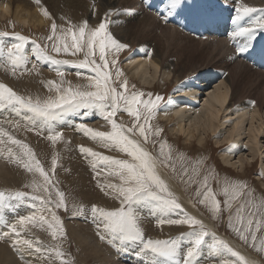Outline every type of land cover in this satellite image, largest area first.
<instances>
[{"label": "snow or ice", "instance_id": "6c2138e0", "mask_svg": "<svg viewBox=\"0 0 264 264\" xmlns=\"http://www.w3.org/2000/svg\"><path fill=\"white\" fill-rule=\"evenodd\" d=\"M35 3L40 5L41 0H35ZM182 3L183 0H167V14H173ZM235 11L234 23L249 14L264 13V8L258 9L240 3ZM43 15L51 18L46 8L43 9ZM73 27L77 30L74 31ZM257 28L264 31V16L257 19L254 26L239 27L234 36H247L251 39L255 36ZM58 29L59 35H57ZM8 35L6 32H0V37ZM13 36L16 42L11 44L0 40V65L10 66L13 74L22 68L27 71L37 70L36 64L32 65L31 70L27 69L30 60L25 46L30 38L20 33H13ZM47 40L52 41L51 52L56 55L48 52V45L41 46L36 41H31L33 45L31 54L35 60L50 64L61 78L64 75L60 71L62 65L76 68L77 75H83L79 70L87 69L90 73L87 77L89 83L83 87L77 85L75 88L72 86L61 88L55 81H47L48 90L51 92L55 89L57 94L55 97L48 96L43 99L39 96L33 98L19 95L7 84L0 83V109L11 108L18 116L22 115L28 130L34 129L39 135L47 133L45 139L53 146L62 139V133L57 130L58 123L69 116L87 118L93 112H99L111 125L110 131L95 130L83 122L77 126L85 136L108 148L109 151L114 150L124 154V158H117L104 155L89 147H79L80 153L85 158H93L90 164L94 179L97 180V187L109 197L119 201L118 206L110 209L96 204L90 206L91 218L96 225L99 238L107 240L110 245L117 247V250L128 249L134 245L138 257L148 256L154 264H200L199 258L205 245L213 252L226 250L237 258L233 264H254L238 250H234L228 242L217 237L215 232L209 231L202 219H198L182 206L172 190L170 177L165 175V170H171L173 176L176 174L173 150L169 146L168 151L165 152L167 141H160V147L157 149V141L150 139L149 135L159 137L163 132L160 128H156L153 132L149 123L158 111L162 97L155 95L153 99L151 92L146 94L143 91H135V84L130 85L127 79H122L124 74L117 66L115 54L128 45L114 37L106 22H101L96 27H89L85 21L78 26L60 28L53 21L51 35ZM238 51L241 53L248 51V45L240 47ZM62 53L71 56L82 54L83 58L77 60L56 58ZM118 113H126L132 117V125L126 127L118 123L116 119ZM3 136H7L11 144L18 146L20 154L16 157V162L28 173H39L43 180L40 182L34 175L31 184L24 186L31 188V193L23 190L0 191V225L9 229L8 232L0 233V238L14 234L13 247L26 246L25 250L30 254L39 253L41 247L34 246L32 240L22 239L17 225L39 221L42 226L47 224L53 238L58 234L66 238L62 221L56 213L58 209L68 211L65 194L56 188L58 181L54 180L57 156L53 155L51 169L46 171L28 144L15 139L0 127V143H4ZM149 145L152 147L149 148ZM8 153L9 156L13 155L11 148L8 149ZM177 156L181 160L185 159L183 153H177ZM184 175H187V169L181 177ZM101 177L103 179H100ZM207 180L208 177L205 176L203 189H197V195L203 197L198 203L204 204L211 200L214 216H218L223 210L228 211L229 228L237 238L246 245L251 241L250 246L253 247L259 239L261 246L256 250L264 252V193L257 194L254 188L243 181H233L230 187L226 186L222 189L225 208L221 209V202L216 200ZM238 197L254 205L256 211L246 216L247 205L239 204L235 209V223H233V201ZM257 200H259L258 204L255 203ZM29 201L36 212L19 217L17 223H9L5 216L6 211L15 213L20 205ZM145 209L157 217L158 225H189L190 230L180 233L175 238H146L141 227L144 218L142 213ZM74 211L84 214L82 207ZM45 212L51 220L39 215ZM173 215L177 218H172ZM258 232L262 233L260 237L257 236ZM206 237H211V243H207ZM17 250L20 251V248L17 247ZM56 256L60 257L62 253L56 251ZM64 264L69 262L64 261ZM224 264L229 262L224 261Z\"/></svg>", "mask_w": 264, "mask_h": 264}, {"label": "rangeland", "instance_id": "374dc122", "mask_svg": "<svg viewBox=\"0 0 264 264\" xmlns=\"http://www.w3.org/2000/svg\"><path fill=\"white\" fill-rule=\"evenodd\" d=\"M73 4L74 3L69 5L70 8L67 7V9H63L62 11L63 13L61 12L62 14L61 13L54 14L50 22L48 21L47 23L48 25H45L44 28H40L41 30H39V27L33 28L31 27V25L29 26L27 24L26 26H23V28L21 29L19 27L18 30L16 28V20H13L14 18L10 14L9 15L10 17L8 18V20H6L5 23L3 22L4 20L2 21L3 25L2 27L0 26L1 27L0 32H2L3 30L9 31L10 32L9 36H12L11 41L13 40L15 41L13 33H20L22 35L29 37L30 38L29 42L36 41L37 43L39 42L41 46L48 45L49 47L47 50H49L48 52L52 55L53 54L56 55V54L51 52L52 41L47 40V37L51 35V24L53 21H55L57 25L60 26V28L78 26L79 24L85 21H87L89 27H96L99 25L98 24L99 22L100 23L106 22L109 25L108 26L109 30L113 33L114 37L118 38V36L112 31L110 26L111 22L107 16L104 15L102 16V19H99L96 22H94L92 19L88 18L85 11L80 10V7H77V5L76 7H74L75 5L73 6ZM119 4L121 5L122 3H118V5ZM128 4L131 5L127 9L128 12L132 11L133 9H138L140 14V15L134 14L133 15L134 17L131 16L130 14H127L128 19L132 18L129 21L130 24H133L132 26H134V24H139L138 22L141 21L143 18H145L144 12L145 15L147 14L146 16L149 19L151 18L152 22L155 21L153 20L155 17L153 11L148 7L147 3H145L144 1L141 2V5H137L135 0H129ZM71 6L73 7V10ZM135 17L138 18L135 19ZM157 18H159V16ZM171 19L172 18H169V22ZM229 21H231V15L228 14L226 15V22L228 23ZM241 22H243V18H241ZM249 22L250 24L254 25V22L251 19L249 20ZM157 24L160 25V23ZM154 27L155 28L151 26L152 29L150 28V31H148L150 32L148 33V36H150V38L148 37V40L152 42L155 41L154 43L158 44V46L161 44L159 47L163 48L164 39L159 33L160 26H156L154 24ZM73 30L76 31L77 28L73 27ZM186 31L188 32V34L187 33L185 34L188 35L189 38L188 39H186V37L182 38L183 41L182 40L181 41L183 42L182 43L183 45L175 42L174 45L177 43L178 47L177 44L175 45V47H173L174 46L173 44H168L171 46L169 47L170 49L168 50L169 52H171L170 53L171 57L169 55L170 59H172L173 63L177 65L176 66L177 68L179 67L182 70L181 73L182 75H180L182 77L181 80L185 79V77L187 78L189 74H191V72H196L199 70H210L207 68L209 66L220 67V71L217 70V68H215L214 70L215 71L217 70V72L225 74V66L223 62H231L230 66L232 68L230 69L229 76L231 79V86L235 92L234 100L235 101L246 100L248 102H254L256 105L262 107L261 113L262 115H264V79L262 81V79H260V76L258 77L255 74L256 72L253 73L250 72L252 75L254 74V78H256V80L252 78H248L244 74H240V71L236 69L238 63L236 60L223 61L221 59L219 60L220 57L218 58L217 55H215L214 57L213 53L215 54V52H213L211 48H205V44L206 42L208 43L209 41L220 42V36H218L217 34L216 35L207 34L204 37V35H199L198 33H196L197 35H195L193 31L189 32V29H186ZM155 32L156 34H154ZM259 32L262 33L264 31L259 30ZM59 34L60 31L58 29L57 35ZM199 36H203V37L198 38ZM228 36L229 35L227 33L223 35V39L224 37L225 39L222 42H226V45L228 44L229 41L228 39H230V36L229 37ZM158 37L162 39H159ZM70 39L71 37L69 36V42ZM118 39L122 43L125 42V44L128 45L127 48L115 54V58L117 59V66L124 74L122 79H127L130 85L135 84L136 85V88L134 89L135 91H143L146 94L151 92L153 93V99L155 95H159L160 97H162V100L159 102L158 105V111H156L154 117L149 121V123L152 127L153 132L155 131L156 128L163 129V132L160 134L159 137L151 134L149 135H150V139L157 141L156 144L157 149H159L160 147V141H167V144L165 145L164 148L165 152L168 151L169 146L173 150V163L175 164L176 174L175 176H173L171 170L169 171L167 169V171H169L168 173L171 175L173 179H175V181L177 180L176 182L180 185L184 194L186 193L188 195L187 196L185 194L186 198L193 202L191 203L193 206V210L195 209V211L198 214L194 216H196L198 219H202L209 231H211L210 229L211 225H209L208 220L212 223L213 228H216V230L220 233V235L227 234L233 239L239 240L236 234L232 231V229L229 228V212L223 210L218 216H214L212 212L213 205L211 200L206 201L204 204L198 203V200L203 199V197L197 195V189H201V190L203 189L204 177L207 176L208 177L207 183L209 187L212 189L213 193L215 194L216 200L221 202V209L225 208V205L223 203L225 200V196L222 193V189L226 186L230 187L233 181L236 180L243 181L249 187L254 188L257 194L264 193V185L261 183L262 181L259 179L261 175H263L261 163L264 154L263 155L261 154L259 157L257 156L256 159L251 161L250 163H246V165H244L243 167V170H240L239 164L232 166V165H227L223 162L222 157L220 156V151L224 146H219L215 144L212 135L207 137L208 145L203 150L200 149V146L195 141L193 142V145L189 147L188 146L189 143L185 144L184 138L182 136H180V138L174 137L172 133L169 132V123L167 124L165 121H163V119H161V117L159 116V111L164 104H167L168 96L174 90L175 86L177 85V81L169 80L168 82H170V84L167 82L166 84L163 85L162 83H159V82H163V80L161 81L162 79L161 76L160 81L157 82V85L155 86L156 88L154 89L145 88L141 86L138 83V81L132 76L131 72L129 71V69H127L126 65L124 64V62H126L125 60L128 57V53L134 50L133 46L135 47L134 43L136 41L133 42L130 39L129 40L127 39L122 40L120 38ZM237 39L239 40V36H237ZM196 40L199 42H197ZM11 41L9 44L14 43V41L13 42ZM240 43H241V47H244L247 44L246 41L244 42L240 41ZM174 50H176L177 52ZM166 51L167 49L163 51V54L165 53V56L167 55ZM172 52H176V53L174 54ZM243 53H244L243 55L247 54L245 52ZM56 58L77 60V59H82L83 56L82 54H78L77 56H71L62 53ZM109 59H111V57H109ZM29 60H30V64L27 65V69L31 70L32 64H36L37 70L27 71L22 68L16 71L15 74H13L10 66L0 65V83L7 84L19 95L32 96L33 98L39 96L41 99L46 98L48 96L55 97L57 94L55 92V89H53L51 92L48 90V87H46L47 81L50 80L55 81L56 84L60 85L61 88H68L69 86L75 88V86L77 85L83 87L89 83L87 77L90 73L89 70L87 69L79 70L81 73H83V75H77L78 70L76 68L70 65H62L60 67V71H62L64 75L63 78H61L60 76L57 75L56 70L50 64L47 63L42 64L43 62L41 63L36 61L32 55H29ZM178 60L180 61L179 64H177ZM237 72L239 74H237ZM43 73L45 76L42 75ZM259 80H261L262 82H259ZM215 82L216 84H219V82L217 81ZM222 84L224 83H220V85ZM208 88L206 89L208 90ZM208 91H210V89ZM0 111H1L0 127H2L6 132H8L9 135L13 136L15 139H19L22 142L28 144V146L33 150L37 159L40 161L41 165L45 168L46 171L51 169V160L53 158V155L56 154L57 165L55 168L54 180L58 181V183H56V188L64 192L65 202L68 208V211H65L64 209L56 210L57 215L62 221V226L63 229L65 230L66 238L65 236H60L59 234L56 238H53L51 236V229H48L47 224H44L42 226L39 221L29 222L26 223L25 225H17L18 231H20L21 234V238L32 240L34 246L41 247V251L39 253L30 254L29 251L25 250L26 246H17L21 248L20 251H18L17 247H13L12 241L15 238L13 234L12 236H9L7 238H0V249H2L0 250V256H2L3 253L6 252L11 254L10 256H14L13 264H26V263L27 264H64V261H68L69 264H118L117 263L118 261H122V264L123 263L139 264L143 262L146 263V260L149 258L146 259V256H143L142 258L138 257L135 254V250H137L135 249V247L130 246L128 249L121 248L120 250H117V247L110 245L107 242V240L100 239L98 237L99 234L96 225L95 223H93L92 218H90L91 217L90 206L92 204H96L97 206L110 209L113 206H118L119 201L104 194L105 192L101 191L100 188L97 187V180L94 179V172L89 162L93 158L91 157L85 158L80 153L78 147L84 145V147L92 148L94 151H97L104 155H112L117 158H124V154H121L114 150L109 151L108 148H105L103 145L95 141H92V139L88 136L86 137L83 136V138L76 137L80 132L77 129V125H79L82 122L85 123L88 127H91L95 130L96 129L99 131L111 130V125L103 119V117L99 114V112H93V114H90L89 117L87 118L69 116L64 121L59 122L58 123L59 127H57V130L63 133L64 135L62 134V139L58 141L55 144V146H53L51 143H49L50 141H47L45 139L47 133H44L43 135H39L34 129L31 131L28 130V127L22 115L18 116L15 112L11 110V108L1 109ZM7 116L9 117V119ZM116 119L118 123H122L126 127L131 126L133 122V118L128 116L126 113L125 114L118 113ZM262 138L263 139L261 140V142L263 143L264 137ZM2 139L4 143H0V173H1L0 184H2L3 187L0 188V191L23 190L31 193L32 189L24 186L27 184H31L34 175L35 178L40 182H42L43 178L39 176V173H35V174L28 173L20 164H18L16 162V157L20 154V150L18 146L11 144L10 141H6L8 140L7 136H3ZM247 141L248 140H244L245 143ZM150 146L152 147V145H149L148 147L151 148ZM9 148L12 149V153H13L12 156H9V153L7 152ZM240 150H239V155L244 154L245 157L251 158V153L247 146L246 147L244 146L243 149ZM177 153H183V154L185 153L184 154L185 159L183 160L179 159ZM235 160H238V156L233 159V161ZM185 169H187V175L181 177V174L184 172ZM100 179L103 178L101 177ZM109 179L112 178L109 177ZM225 181H227L228 183L226 184ZM97 191L100 193H98ZM179 202H181L180 199ZM241 203L247 205V210L245 213L246 216L249 213L256 211V207L254 205L248 204V202L245 199L238 197L236 200L233 201V212H232L233 223H235V209L239 207V204ZM255 203L258 204L259 200H257ZM81 207L84 209L83 215L79 214V212L74 211L75 209ZM144 211L142 213V215L144 213L145 214L143 215L144 218L142 220L141 227L145 232L146 238H154V239L175 238L178 235H180V233H184L190 230L189 225H168V224L158 225L156 216H153L147 209H145ZM34 212H36V209L31 206V202L29 201L26 204L20 205L15 213L11 211H6L5 216L9 223H17L19 217L28 216L33 214ZM39 215H44L47 220H51V217L46 212L39 213ZM172 218H177V217L173 215ZM166 227H172L171 231L166 230ZM73 229L81 231L85 237L88 236L87 237L88 241L93 246L99 248L100 251L101 250L103 251V252L101 251V255L99 256L93 255L90 251H87V248L84 251L81 245H84L85 247L86 245L82 241H80L78 234L75 231H73ZM8 231H9L8 228L4 227L3 225H0V233H4ZM261 235L262 233L260 232L257 233L258 237H260ZM206 241L207 243H211V240L209 241L208 237H206ZM259 241L260 240L258 239L255 242L256 245L255 247L250 246L251 241L249 245L244 244L242 241H240V244L244 246L247 250L253 251V254L254 255L256 254L264 264V252L256 250L261 246ZM229 244L234 248V250H238L235 246L231 245V243ZM56 251H60L62 253V256L57 257ZM224 251L225 254L223 253ZM21 253H23V255H21ZM231 257L233 256H231V254L228 253L226 250H222L221 252H213L212 250L207 249L205 245L202 256L199 259H200V264H210V263L224 264V261H228L229 264H233V262H235L237 258L236 257L231 258ZM129 258L130 261L127 260ZM15 259L17 260L19 259V260L16 261ZM27 259L28 261L25 262V260ZM138 259H140L143 262H137ZM156 259L162 260L161 258H156ZM0 264L3 263L1 262Z\"/></svg>", "mask_w": 264, "mask_h": 264}, {"label": "bare ground", "instance_id": "6f19581e", "mask_svg": "<svg viewBox=\"0 0 264 264\" xmlns=\"http://www.w3.org/2000/svg\"><path fill=\"white\" fill-rule=\"evenodd\" d=\"M128 1L129 0H124V1L121 0V2H120V0H41V4L37 5L35 3V0H0V26L2 27L3 22L5 23L6 20H8V18L10 17L9 15L11 14L12 17L14 18L13 20H16V28L18 30H19V27L21 29V28H23V26H26V24L29 26L31 25V27H33V28L39 27V30H41L40 28H44L45 25H48L47 24L48 21L50 22V20L54 14L61 13L63 11V9H67V7H69V5H71L72 3H74L73 4V6L75 5L74 7H76V5H77V7H80V10L85 11L88 18L92 19L94 22H96L99 19H102V16L105 15L109 18V20L111 22V25H110L111 29L118 36V38H120L122 40H126V39L129 40L130 39L133 42L136 41L134 43L135 47L133 46L134 50H132L130 53H128V57L125 60L126 62H124V64L126 65L127 69H129L132 76L138 81V83L141 86H143L145 88H153L154 89V88H156L155 86L157 85V82L160 81L161 76H162L161 81L163 80V82H159V83H162L163 85L166 84L169 80L170 81H172V80L177 81V85L175 86L174 90L168 96L167 104H164L159 111V116L161 117V119H163V121H165L167 124L169 123V132H171L174 137L180 138V136H182L184 138L185 144L189 143V145H188L189 147H191L193 145V142L195 141L200 146V149L203 150L208 145L207 137L212 135V137L214 138L215 144H217L219 146H224L220 151V156L222 157L223 162L227 165H232V166L239 164L240 170H243V167H244V165H246V163H250L251 161L255 160L257 156L259 157L261 154L263 155L264 154V152H263L264 142L262 143L261 140L263 139L262 137H264V115H262V113H261L262 107L256 105L254 102H253L254 104H252V102H248L246 100L235 101L234 100L235 99V92L231 86L230 76L229 75L226 76V74H224V73H220V72H217L215 70H199L196 72H191V74H189V76L187 78L185 77V79L181 80L182 77L180 75H182L181 74L182 70L179 67L177 68L176 67L177 65L173 63L172 59H170V57H171L170 53L171 52H169L168 50L170 49L169 47H171V46L168 44L174 45V43L177 42V43L183 45L182 44L183 43L182 38H184V37H186V39L189 38L188 35L185 34V33L188 34L186 29H189V32L193 31L195 33V35H197L196 34L197 33V30H196L197 29V18L191 12V10L193 9V5L190 6V8H187V7L184 8L185 9L184 12L179 11V10H175V12L171 15L167 14L166 8L157 10V13L155 14V17L153 19L155 21H153V22L156 23V21H157V23H160L159 33L162 36V38L164 39V42H163L164 45L162 44L163 45V48H162V47H159L161 44L158 46V44L154 43L155 41L152 42V41L148 40V37L150 38V36H148V33H150V32H148V31H150V28L152 26L151 25L152 20H151V18L149 19L146 16L147 14L145 15V12H144L145 18H143L142 20L139 19V20H141L138 22L139 24H134V26H132L133 24L129 23V21L132 18L130 17L131 19H128V17H127V12H128L127 9L129 8V6H131L130 4H128ZM155 1L159 2L158 6H163L167 3V0H155ZM118 3H122V4L121 5L119 4L120 5L119 6ZM243 4H247L250 7L256 8V7L264 6V0H246ZM45 8L48 10L51 18L45 17L43 15V9H45ZM71 8L73 10L72 6H71ZM161 11H163V12H161ZM133 14L138 15V13H133ZM226 15H228V14H225V18H226ZM158 16H159V18H157ZM169 16H171V17H169ZM168 17L172 18L170 20V22H169ZM137 18L135 17V19H137ZM141 18H142V16H141ZM234 18L235 17L231 16V21H234ZM242 18H243V22H241V19H240L229 30V32H226L230 36V39L227 38L229 40L227 45H226V42H222V41H220V42L209 41L208 43L206 42L205 48H211L213 50V52H215V54L213 53L214 57H215V55H217V57L218 58L220 57V59L223 61H225V60H236L238 62L236 69H238L240 71V74H244L248 78H252V79L256 80V78H254V74L252 75L250 73L249 69L244 67L247 64L245 62H243L239 57H236L233 54H231V53L238 52L239 54L243 55L244 53H241L238 51V49L241 47L240 41L241 42L245 41V40H242L241 38H248L246 36H239V40H240L239 41L237 39V36H234V33H236L238 31L239 27L253 26L249 22V20H250L249 17L246 16V17H242ZM127 20H128V22H127ZM192 22H193V24H192ZM217 24L220 26H223L224 29L228 27L226 19L217 23ZM203 25H204L203 28L209 27V25L206 24V21H204ZM4 32L10 34V32L7 30H4ZM152 33H153V31H152ZM256 33H257V30H256ZM256 33H255V36L253 37L254 40L258 39L260 36H264V32H262L260 34H256ZM154 34H156V32ZM207 34H211V33L208 32ZM157 35H156V37H157ZM195 35H193V36H195ZM212 35H214V34H212ZM205 36L206 35H204V37ZM6 37L8 38L9 43H10L12 36L8 35ZM225 37H224V39H225ZM162 38H159V39H162ZM198 38H200V36ZM13 41H11V42H13ZM197 42H199V41H197ZM230 42H232V43H230ZM186 43H187V40H186ZM231 44L234 46L235 50H237V51H231ZM175 45L173 47H175ZM246 45H248V48H249L248 42ZM30 46H32V47H30ZM25 47H26L28 55H32L31 54L32 48H33L32 43L28 42ZM177 47H178V44H177ZM165 49H167V51H166L167 55L166 56H165V53L163 54V51ZM174 51H176V50H174ZM176 52H172V53L175 54ZM245 53L251 54V51H246ZM169 55H170V57H169ZM179 62L180 61L178 60L177 64H179ZM42 64H45V63H42ZM212 71H215V74L212 73ZM237 74H239V73L237 72ZM255 74L258 77L260 76V79H262V81H263L264 77L260 73L256 72ZM42 75L45 76L44 73ZM216 79H218V80H216ZM219 80H224L225 81V82H223L224 84L220 85V83H219L218 85L214 86V88L210 91H208L209 89L208 90L206 89L208 87L210 88L214 84L215 81H219ZM262 81L259 80V82H262ZM168 83L170 84V82H168ZM186 95H189L191 97V99L182 100ZM201 95H202V98H200ZM0 113H1V111H0ZM4 118H6V117H4ZM2 119H3V117H2ZM8 119H9V117H8ZM2 126H5V125H2ZM69 128H70V125H69ZM83 136H85V135L83 133L79 132V134L76 137L83 138ZM4 139H6V138H4ZM244 140H248V141L245 143ZM6 141H8V140H6ZM49 143H51V142H49ZM9 144H10V142H9ZM244 146L248 147V149L251 153V158L245 157L244 154L239 155V150L243 149ZM4 148H6V147H4ZM190 150H191V148H190ZM234 155H235V157H234ZM237 156H238V160L233 161V159L236 158ZM251 167H252V164H251ZM261 167H262L263 175H261V177L259 179L262 181L261 183L264 185V156L262 159ZM169 171H167V169H166L165 175L170 177L169 183L171 185L172 190L175 192L176 196L181 200V203L183 204L184 208L187 211H189L193 215H198L197 212L195 211V209L193 210V206L191 204L193 202L186 198L187 194L186 193H185L186 195L184 194L180 185L176 182L177 180L175 181V179H173L171 177V175L168 173ZM71 172H73V171H71ZM243 172H246V171H243ZM59 174H61V173H59ZM230 180H232V179H230ZM92 185H93V183H92ZM2 187H3L2 184H0V188H2ZM98 193H100V192H98ZM148 214H149V212H148ZM208 223H209V225H211V227H210L211 231L215 232L217 237L222 238L223 240L231 243V245L235 246L240 251V253L246 257V259H249L250 261L254 262V264H263V262L258 258V256L256 254L254 255L253 251H251V250L249 251L244 246H242L240 244L239 240H235L232 237L228 236L227 234L220 235V233L216 230V228H213V225L209 220H208ZM146 226H148V225H146ZM171 228L172 227H166V230L171 231ZM149 229H150V227H149ZM73 231H75L78 234L80 241H82L86 245V247L84 245H81V247L84 251L87 248V251H90L93 255H98V256L101 255L102 250L100 251L99 248L93 246L88 241V239H87L88 236L85 237L81 231H78L75 229H73ZM208 239L210 241L211 237H208ZM133 247H135V246L133 245ZM0 250H2V249H0ZM223 253L225 254V251ZM10 255L11 254H9L7 252L3 253V255L0 256V263L2 262L3 264H13L14 263V258H13L14 256H10ZM108 256H110V255H108ZM147 258H149V257L146 256V259ZM231 258H233V257H231ZM15 260L18 261L19 259L18 260L15 259ZM127 260L129 261L130 258ZM27 261H28V259L25 260V262H27ZM137 262H143V261L138 259ZM117 263L122 264V261H118ZM139 264H154V261L149 258L146 260V263L143 262V263H139ZM210 264H214V263H210Z\"/></svg>", "mask_w": 264, "mask_h": 264}]
</instances>
